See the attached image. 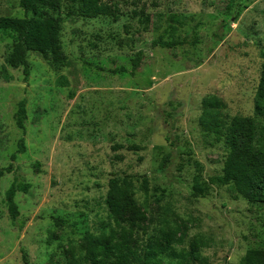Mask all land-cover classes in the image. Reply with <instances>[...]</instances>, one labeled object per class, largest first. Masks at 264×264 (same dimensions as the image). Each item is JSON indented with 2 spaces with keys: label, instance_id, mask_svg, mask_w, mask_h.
<instances>
[{
  "label": "rangeland",
  "instance_id": "1",
  "mask_svg": "<svg viewBox=\"0 0 264 264\" xmlns=\"http://www.w3.org/2000/svg\"><path fill=\"white\" fill-rule=\"evenodd\" d=\"M109 1L118 20L69 17L71 0H63L65 64L53 68L29 53V76L7 65L14 39L0 32V166L17 155L14 172L0 182V264H77L84 237L111 223L109 181L125 177L137 189L125 219L136 221L138 211L146 217L136 223L137 245L167 219L181 226L187 244L198 234L211 239L202 250L211 264H240L247 251L264 250V205L228 186L197 198L192 186L197 174L203 181L222 175L229 153L224 139L200 125L206 96L223 100L227 121L253 117L264 128L256 99L264 0ZM25 16L20 0H0V17ZM172 16L177 21L169 23ZM160 38L185 44L154 47ZM139 52L143 60L132 74ZM22 101L24 131L15 118ZM170 153V166L160 170ZM16 178L30 185L15 198L23 230L6 204Z\"/></svg>",
  "mask_w": 264,
  "mask_h": 264
},
{
  "label": "trees",
  "instance_id": "2",
  "mask_svg": "<svg viewBox=\"0 0 264 264\" xmlns=\"http://www.w3.org/2000/svg\"><path fill=\"white\" fill-rule=\"evenodd\" d=\"M69 17L95 19L111 17L118 20L119 11L109 0H71ZM63 0H20L24 10V18L0 17V32L13 36L12 51L7 57V65L13 69L24 68L29 76L28 54L37 53L51 67L61 66L65 59L62 53L61 32L64 19L61 17ZM31 14L32 16H28ZM177 19L172 16L169 23ZM148 25L150 16L144 17ZM172 26V25H171ZM159 26L157 27V29ZM180 42H168L163 38L153 41L154 47L174 49ZM143 60L139 52L132 61L131 73H136ZM121 69L119 72H125ZM74 97V94L71 95ZM257 110L264 108V64L260 83L256 92ZM203 113L200 117L202 129L211 133L216 140L224 139L229 149L222 175L202 180L200 174L195 175L192 192L197 198H205L212 186L230 187L231 191L254 204L264 205V128L253 117L236 116L227 121L224 115L225 103L216 95L203 99ZM175 110V106L170 104ZM170 117L173 114L170 112ZM17 127L25 130L27 110L24 101L20 102L16 114ZM171 140V139H170ZM24 141L20 142L19 154L25 153ZM130 151L139 150L136 146ZM17 155L11 156L12 163L7 167L0 166V182L6 174L14 172L13 162ZM172 162V154H167L160 165L166 170ZM106 204L111 223L101 227L96 233H88L84 237V246L76 260L77 264H211L208 257L202 254L203 249L211 248L212 241L202 234L196 235L189 244L182 233L181 226L163 219L155 227L144 244L137 245L134 234L137 222L146 220L138 211L136 221L125 219L126 211L136 203V186L129 178H112L108 184ZM30 185L16 178L6 193V204L14 227L23 230L25 222L19 219L17 194H27ZM142 189L148 192V180L142 182ZM240 264H264V250L247 251Z\"/></svg>",
  "mask_w": 264,
  "mask_h": 264
}]
</instances>
